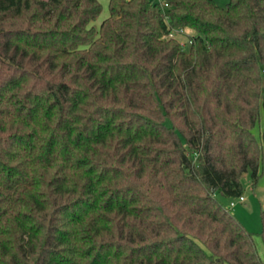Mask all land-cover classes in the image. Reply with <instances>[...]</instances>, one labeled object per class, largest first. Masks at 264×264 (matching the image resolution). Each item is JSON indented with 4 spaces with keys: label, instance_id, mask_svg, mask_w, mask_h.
Masks as SVG:
<instances>
[{
    "label": "trees",
    "instance_id": "obj_1",
    "mask_svg": "<svg viewBox=\"0 0 264 264\" xmlns=\"http://www.w3.org/2000/svg\"><path fill=\"white\" fill-rule=\"evenodd\" d=\"M102 10L0 0V264H263L264 0Z\"/></svg>",
    "mask_w": 264,
    "mask_h": 264
},
{
    "label": "rangeland",
    "instance_id": "obj_2",
    "mask_svg": "<svg viewBox=\"0 0 264 264\" xmlns=\"http://www.w3.org/2000/svg\"><path fill=\"white\" fill-rule=\"evenodd\" d=\"M103 7L102 13L94 22V25L99 27L100 24L110 16L109 1L98 0ZM219 6L225 7L230 0H214ZM193 33L186 30L185 35H181L180 40L184 43V49L189 50V36ZM260 126L254 129V134L259 137ZM242 192L241 196L244 201L240 202L239 197H223L218 195L219 201L225 206L230 214L237 219L241 225L252 234L254 244L260 260L264 264V239L262 236L263 228V212H264V172H261V177L256 185L253 184L251 174L246 171L242 175ZM234 202L235 206L231 207Z\"/></svg>",
    "mask_w": 264,
    "mask_h": 264
},
{
    "label": "built area",
    "instance_id": "obj_3",
    "mask_svg": "<svg viewBox=\"0 0 264 264\" xmlns=\"http://www.w3.org/2000/svg\"><path fill=\"white\" fill-rule=\"evenodd\" d=\"M157 1H158L159 3H163V2H164V0H157ZM182 32H183V31H180L179 33L182 34ZM177 33H178L177 31H172V32L169 34V37H170V38H173V37L176 36ZM181 44L184 45V43H181ZM239 201H240V202H243V201H244V197L240 196V197H239ZM230 206H231V207H234V206H235V203L232 202Z\"/></svg>",
    "mask_w": 264,
    "mask_h": 264
}]
</instances>
